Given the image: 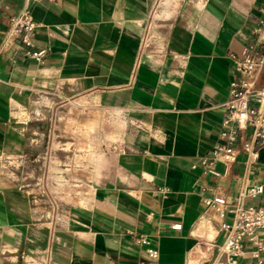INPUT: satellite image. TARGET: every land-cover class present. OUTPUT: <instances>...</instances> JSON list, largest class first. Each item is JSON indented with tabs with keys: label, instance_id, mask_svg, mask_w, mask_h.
Listing matches in <instances>:
<instances>
[{
	"label": "crops",
	"instance_id": "obj_1",
	"mask_svg": "<svg viewBox=\"0 0 264 264\" xmlns=\"http://www.w3.org/2000/svg\"><path fill=\"white\" fill-rule=\"evenodd\" d=\"M23 9L30 45L10 28ZM263 18L264 0H0V264H153L130 231L156 264H213L226 233L211 203L228 220L264 185V150L201 163ZM244 245L239 264H264Z\"/></svg>",
	"mask_w": 264,
	"mask_h": 264
},
{
	"label": "built area",
	"instance_id": "obj_2",
	"mask_svg": "<svg viewBox=\"0 0 264 264\" xmlns=\"http://www.w3.org/2000/svg\"><path fill=\"white\" fill-rule=\"evenodd\" d=\"M11 31L16 35H24V42L31 44L30 37L38 24L28 9L13 15L9 19ZM41 59L43 52L33 53ZM264 69V18L252 30L251 38L243 46L240 58L235 59V70L240 79L233 83L231 98L225 104L226 116L220 132L221 142L214 145L210 156L203 157L201 163L207 170H211L215 161H222L226 165L236 162L237 154L243 152L247 161L255 163L264 150V112L252 105L257 101H264V88L257 89V81ZM250 131L251 137L243 139V135ZM264 193V185L256 184L243 191L234 206L229 210L230 219H226V210L219 199L211 203L222 219L221 228L225 231L224 242L218 246V253L213 264H239V259L245 254L244 240H249L258 247L254 255L264 248L258 232L264 231V204L245 205L246 197L256 198ZM173 230L180 229L179 225H172ZM137 245L145 246L147 255L153 264L159 260L160 253L153 246L150 239L140 233L130 231Z\"/></svg>",
	"mask_w": 264,
	"mask_h": 264
},
{
	"label": "rangeland",
	"instance_id": "obj_3",
	"mask_svg": "<svg viewBox=\"0 0 264 264\" xmlns=\"http://www.w3.org/2000/svg\"><path fill=\"white\" fill-rule=\"evenodd\" d=\"M90 160H91V158H90Z\"/></svg>",
	"mask_w": 264,
	"mask_h": 264
}]
</instances>
